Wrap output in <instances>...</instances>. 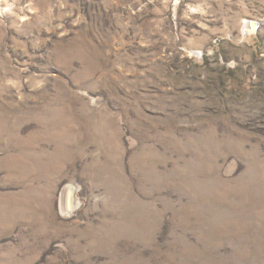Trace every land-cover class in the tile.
Wrapping results in <instances>:
<instances>
[{"label": "rangeland", "instance_id": "1", "mask_svg": "<svg viewBox=\"0 0 264 264\" xmlns=\"http://www.w3.org/2000/svg\"><path fill=\"white\" fill-rule=\"evenodd\" d=\"M0 264H264V0H0Z\"/></svg>", "mask_w": 264, "mask_h": 264}]
</instances>
